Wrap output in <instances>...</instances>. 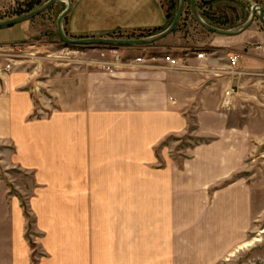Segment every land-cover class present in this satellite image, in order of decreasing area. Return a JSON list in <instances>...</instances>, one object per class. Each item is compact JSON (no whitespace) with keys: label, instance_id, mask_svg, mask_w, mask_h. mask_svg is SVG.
<instances>
[{"label":"crops","instance_id":"1","mask_svg":"<svg viewBox=\"0 0 264 264\" xmlns=\"http://www.w3.org/2000/svg\"><path fill=\"white\" fill-rule=\"evenodd\" d=\"M166 23L159 0H72L63 25L68 38L85 39L151 33ZM35 34L26 22L0 28V53ZM208 35L199 43L205 59H192L187 69L161 64L110 73L92 59L94 66L47 74L45 95L32 74L16 66L0 76V170L32 175L27 186L34 188L26 200L35 228L45 233L41 253L47 255L34 257L26 239L24 210L10 192L11 186L24 187L20 179L16 184L0 178V264H219L243 247L254 220L250 188L242 178L222 182L245 169L250 135L247 128L227 126L223 100L226 90H239L264 75V28L253 24L236 37ZM167 43L160 48L183 50L174 48L173 40ZM138 53L135 48L118 52ZM232 55L239 56L234 68L228 66ZM38 102L50 108L40 119ZM190 123L196 137L210 140L189 150L191 160L183 167L190 176L177 178L173 163L163 170L149 168L153 148L170 135L184 134ZM133 144L147 165L140 185L155 188L150 196L146 189L145 199L156 192L158 199L169 203L172 197L180 204L166 211L158 205L156 221L146 222L157 229L156 249L167 252L154 262L134 261L132 254ZM127 153L128 162L124 158L118 166V154ZM211 186L223 188L211 196L199 191V210L181 211V204L198 199L196 188ZM180 187L195 195L182 197ZM117 243L123 245L120 258L112 253Z\"/></svg>","mask_w":264,"mask_h":264},{"label":"rangeland","instance_id":"2","mask_svg":"<svg viewBox=\"0 0 264 264\" xmlns=\"http://www.w3.org/2000/svg\"><path fill=\"white\" fill-rule=\"evenodd\" d=\"M49 0H0V21L10 20L24 16L25 14L32 12ZM210 1V0H206ZM72 4V0H70ZM162 4L166 16V26L158 31L154 32H143L140 34H132L130 36L123 35H111L103 38L107 39H118V40H138L156 36L168 28L171 21L173 20L178 6L179 0H159ZM198 11L202 18L211 26L222 29H234L244 24L250 15L251 7L254 4H259L264 9V0H225L219 1L212 5H202L197 0ZM66 3L59 2L53 5L49 10L41 14L40 16L26 22L36 30V34L31 37L27 42L21 43L24 46L21 49L22 60L20 63L15 65L17 69L25 70L26 73L32 74L35 85L40 89V93L45 95L44 81L46 80L47 74L55 75L56 73L67 67L77 66H94L92 59L96 61L101 60L108 61L112 58L111 50H122L130 49V47H79L70 46L64 44L57 32L56 23L60 14L65 10ZM66 18V17H65ZM209 19V20H208ZM64 23V21H63ZM254 26L258 28H264V25L260 22L258 17L254 21ZM252 24V25H253ZM64 30V25H63ZM65 33V31H64ZM209 32L201 28L192 18L191 11L189 8L188 0H186L185 10L180 22L177 24L174 32L169 35L165 41H159L151 46L145 47L148 52H154L155 49H162L160 46L168 44L173 40L176 43L174 48L187 49V48H201L199 46L200 41H205L209 37ZM66 35V34H65ZM67 36V35H66ZM68 37V36H67ZM159 47V48H158ZM166 47V46H165ZM65 48L68 51H78V55L65 53ZM143 48V47H142ZM168 48V47H167ZM170 50V49H167ZM98 51L102 52L99 53ZM94 52V53H92ZM98 52V53H95ZM87 54V57L85 56ZM89 54H96L98 58H93ZM103 55L104 57H101ZM160 66V65H159ZM98 67V66H95ZM158 66H147L139 68H156ZM136 68V69H139ZM102 71L105 70L100 67ZM263 74V71H261ZM233 102H231L228 112L226 110L228 119L227 126L232 129H243L247 128L250 141L248 142L249 153L245 159V169L240 173L231 176L222 184H228L234 178L244 179L250 188V195L252 196V214L254 220L252 222L251 231L248 233L246 242L239 246L242 247L240 250L237 249L232 252V256H228L221 260L219 264H264V75L256 76L255 78L247 81L243 88L234 90ZM50 106L49 102H47ZM39 107L37 108V118L46 117L49 114L50 108L44 107V103L38 102ZM222 112V111H220ZM195 124H188L187 131L180 135H170L164 139L159 145L153 148V162L148 167L153 170H163L167 167V164L173 163L177 167L180 173H176L177 178H187V174L184 167L188 161L191 160L188 152L194 147L209 145L210 140L208 138L196 137L195 135ZM135 133V130H134ZM136 141L134 140V144ZM133 144L132 154V176H133V231H132V254L134 261L148 260L154 262L158 258H165L167 252L158 251L157 237L159 236L155 228H148L146 222L156 221L153 219L154 212L162 209H171L173 205L179 206L180 204H173L172 197L170 202H164L163 197L158 199L157 193L150 199L146 196V189L148 195H153L155 188H146L140 185V180L146 178V173H142V167L146 168V163L140 161L144 159V155L141 153L136 145ZM102 147H104L102 141ZM118 148L123 149V146ZM118 149V152L119 150ZM130 155L117 156L118 166L124 165L123 159ZM128 165V164H127ZM0 178L4 180L15 179L16 184L20 179L21 185L11 186L10 192L20 199L21 207L24 210L27 226H26V239L33 250L34 257H47L41 253V246L45 239V233L35 228V218L33 217L29 208L28 199L29 195L32 196V189L34 188L27 186V183L33 179L31 174H24L17 170L6 171L0 170ZM222 186H211L206 188H196L198 192L196 196V202H192L191 205L187 204L183 207L181 204V211H198L196 206H200L199 191H206L205 194L211 196L216 190L222 189ZM37 191L42 188L36 187ZM178 188H174L176 190ZM180 195L187 197L189 193L195 195L192 191L190 192L186 187H180ZM27 191V194L24 192ZM177 192V191H176ZM178 194V193H176ZM189 197V196H188ZM195 199V198H193ZM159 202V204H157ZM158 205L162 208L158 209ZM202 206V205H201ZM148 212V215H143ZM148 216V219L145 217ZM167 231V230H166ZM162 236V235H161ZM59 237V236H58ZM117 237V236H116ZM120 237V236H119ZM71 238V236H69ZM75 238V237H74ZM73 238V239H74ZM258 240V241H256ZM252 243V244H251ZM249 245V246H248ZM123 245L117 243L116 249H113V257H123L124 250ZM188 252H181L182 255H187Z\"/></svg>","mask_w":264,"mask_h":264},{"label":"water","instance_id":"3","mask_svg":"<svg viewBox=\"0 0 264 264\" xmlns=\"http://www.w3.org/2000/svg\"><path fill=\"white\" fill-rule=\"evenodd\" d=\"M219 1H224V0H210V1L199 0V2L202 5H212V4L219 2ZM59 2H65L66 3V8L60 14V16L58 17L57 23H56L58 35L64 44L70 45V46H76V47L79 46V47H112V48H116V47H119V48L120 47L121 48L122 47H124V48L125 47L126 48L127 47L142 48V47L151 46V45H153L159 41H162L163 39H165L166 37H168L169 35H171L174 32L177 24L180 22V20L183 16V13L185 10V5H186V0H179V6H178V9H177V12H176L174 18L171 21L168 28L165 29L163 32H161L160 34H158L156 36L138 39V40H118V39H107V38H85V39H70V38H68L65 35L64 30H63V21H64L65 17L70 12V9H71L70 0H49L48 2L43 4L38 9H36L32 12H29V13L25 14L24 16L14 18V19H10V20L0 21V28H9V27L21 24V23L28 22V21L40 16L41 14H43L44 12L49 10L53 5H55ZM188 4H189V8H190L193 20L201 28H203L207 32L212 33V34H216L218 36H223V37L239 36L252 26V24L254 23V21L256 20L257 17L260 20V22L264 25V9L259 4H254L251 7L249 18L247 19V21L244 24H242L241 26H239L237 28L228 29V30L218 29V28H215V27L209 25L202 18V16L200 15V13L198 11L197 0H188Z\"/></svg>","mask_w":264,"mask_h":264},{"label":"built area","instance_id":"4","mask_svg":"<svg viewBox=\"0 0 264 264\" xmlns=\"http://www.w3.org/2000/svg\"><path fill=\"white\" fill-rule=\"evenodd\" d=\"M24 46L21 44L12 45L8 51L0 53V76L8 74L13 71L15 65L21 62L22 55L20 54L21 49ZM135 48L139 52L138 55L134 56H122L119 55L116 50H111L112 58L109 61H103L96 63L97 66L102 67L106 72H114L118 70H135L139 67L147 66H159L161 64L165 65L171 69H187L188 64L192 59L204 60L206 53L203 49L197 48H187L183 50L173 51L167 49H155L154 52H148V49ZM78 55V51H68L65 48L66 55L74 54ZM101 57H104L101 55ZM239 61L238 55H232L228 59V66L230 68L236 67ZM94 62H92L93 64ZM234 90H226L224 93L223 107L229 108L233 100Z\"/></svg>","mask_w":264,"mask_h":264},{"label":"trees","instance_id":"5","mask_svg":"<svg viewBox=\"0 0 264 264\" xmlns=\"http://www.w3.org/2000/svg\"><path fill=\"white\" fill-rule=\"evenodd\" d=\"M204 18H206L204 15H202ZM168 17V16H167ZM209 20V19H208Z\"/></svg>","mask_w":264,"mask_h":264},{"label":"bare ground","instance_id":"6","mask_svg":"<svg viewBox=\"0 0 264 264\" xmlns=\"http://www.w3.org/2000/svg\"><path fill=\"white\" fill-rule=\"evenodd\" d=\"M256 241H258V240H256ZM252 244V243H251ZM249 246V245H248Z\"/></svg>","mask_w":264,"mask_h":264},{"label":"flooded vegetation","instance_id":"7","mask_svg":"<svg viewBox=\"0 0 264 264\" xmlns=\"http://www.w3.org/2000/svg\"><path fill=\"white\" fill-rule=\"evenodd\" d=\"M225 1V0H224ZM221 2V1H220Z\"/></svg>","mask_w":264,"mask_h":264}]
</instances>
